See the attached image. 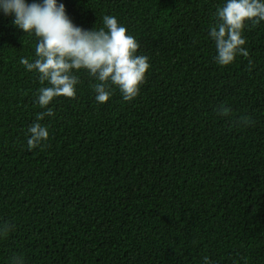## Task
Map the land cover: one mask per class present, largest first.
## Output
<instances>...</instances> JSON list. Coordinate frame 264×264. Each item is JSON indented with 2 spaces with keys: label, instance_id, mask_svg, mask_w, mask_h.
<instances>
[{
  "label": "trees",
  "instance_id": "obj_1",
  "mask_svg": "<svg viewBox=\"0 0 264 264\" xmlns=\"http://www.w3.org/2000/svg\"><path fill=\"white\" fill-rule=\"evenodd\" d=\"M64 2L85 28L115 16L150 67L136 98L113 87L104 103L77 72L29 150L35 37L0 14V264H264V21L221 66L208 26L223 0Z\"/></svg>",
  "mask_w": 264,
  "mask_h": 264
},
{
  "label": "clouds",
  "instance_id": "obj_2",
  "mask_svg": "<svg viewBox=\"0 0 264 264\" xmlns=\"http://www.w3.org/2000/svg\"><path fill=\"white\" fill-rule=\"evenodd\" d=\"M0 14L12 17V24L24 34L35 37L34 58H20L25 71L34 72L42 86L36 100L42 109L27 127L28 149L42 145L49 138L48 126L41 121L52 116L49 107L55 97H75L80 70L87 71L97 83L93 90L98 103L108 101L113 87L123 100L136 98L150 67L146 55L138 54L137 39L113 15L102 17V27L85 28L70 18L64 0H0ZM208 37L215 46L218 65L231 64L238 55L247 57L243 47V29L248 22L264 21V0H223L213 13ZM222 116L229 109L221 106ZM243 124H251L245 117ZM12 225L0 222V238L12 231ZM204 264H211L205 256ZM9 264H24L21 257H12Z\"/></svg>",
  "mask_w": 264,
  "mask_h": 264
}]
</instances>
